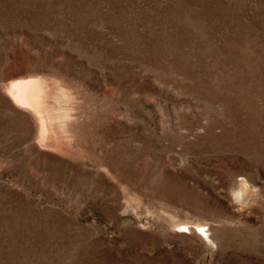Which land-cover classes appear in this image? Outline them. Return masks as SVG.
Here are the masks:
<instances>
[{
	"label": "rangeland",
	"instance_id": "1",
	"mask_svg": "<svg viewBox=\"0 0 264 264\" xmlns=\"http://www.w3.org/2000/svg\"><path fill=\"white\" fill-rule=\"evenodd\" d=\"M0 264H264V0H0Z\"/></svg>",
	"mask_w": 264,
	"mask_h": 264
},
{
	"label": "bare ground",
	"instance_id": "2",
	"mask_svg": "<svg viewBox=\"0 0 264 264\" xmlns=\"http://www.w3.org/2000/svg\"><path fill=\"white\" fill-rule=\"evenodd\" d=\"M49 90L47 81L29 77L11 82L7 94L15 106L27 109L35 115L38 125L36 135L38 146L60 150L59 132L65 131V122L70 119V114L66 109L53 117L47 112ZM56 98L69 102L64 93H57ZM246 188L243 186L241 190L244 191L243 194L246 193Z\"/></svg>",
	"mask_w": 264,
	"mask_h": 264
}]
</instances>
